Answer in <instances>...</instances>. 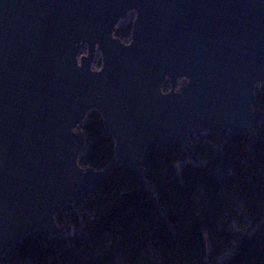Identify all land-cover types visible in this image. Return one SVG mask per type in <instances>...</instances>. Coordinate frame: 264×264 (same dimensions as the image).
Returning a JSON list of instances; mask_svg holds the SVG:
<instances>
[{
    "label": "water",
    "instance_id": "water-1",
    "mask_svg": "<svg viewBox=\"0 0 264 264\" xmlns=\"http://www.w3.org/2000/svg\"><path fill=\"white\" fill-rule=\"evenodd\" d=\"M257 91L264 0H0V264L43 228L58 236L61 212L120 166L143 180L155 149L191 153L218 131L255 144ZM94 111L115 144L101 171L79 165Z\"/></svg>",
    "mask_w": 264,
    "mask_h": 264
},
{
    "label": "trees",
    "instance_id": "trees-1",
    "mask_svg": "<svg viewBox=\"0 0 264 264\" xmlns=\"http://www.w3.org/2000/svg\"><path fill=\"white\" fill-rule=\"evenodd\" d=\"M254 112L255 144L218 131L192 137L191 153L178 144L155 149L143 180L120 166L79 210L59 215L63 232L37 234L16 251L38 264H118L119 257V264H264L260 92ZM81 127L89 143L81 165L101 171L113 164L114 140L100 114Z\"/></svg>",
    "mask_w": 264,
    "mask_h": 264
},
{
    "label": "rangeland",
    "instance_id": "rangeland-1",
    "mask_svg": "<svg viewBox=\"0 0 264 264\" xmlns=\"http://www.w3.org/2000/svg\"><path fill=\"white\" fill-rule=\"evenodd\" d=\"M136 15H137L136 12L132 11V12H130L128 14V16L126 18L120 20V22L117 25L116 31L114 33V37L115 38L120 39L125 44H128L132 40L133 23H134V21L136 19ZM130 28H132V29H130ZM82 54H85V55L87 54V48H85L82 51ZM101 68H102V55H101L100 52H97V55H96L95 61L93 63L92 69L94 71H99ZM184 84H186L185 80H180L179 81V86H182ZM166 88L167 87H165V89ZM257 93H258V91L256 92V97H257ZM81 126L76 129V132H81L82 131L81 130V128H82ZM206 134H208V133H206ZM206 134H204V136ZM196 139H199V138H196ZM88 147H89V143H88V141L86 139V143H85V145H84V147L82 149V152L80 154V157H79V165L82 168H85V167L83 165H81L80 161L84 157ZM56 222H57V219H56ZM57 226H58V223H57ZM46 232L47 231L43 228V229L31 234L28 238H32V237L36 236L37 234H41V235L42 234H46ZM35 262L36 261H34V260L30 259V258H27V259L23 260L20 257V255L18 254V252L16 251V248H12L9 251H7V253L3 257V260L1 262V264H38V263H35ZM120 262H121V259L119 257L118 260H117V263L119 264Z\"/></svg>",
    "mask_w": 264,
    "mask_h": 264
},
{
    "label": "built area",
    "instance_id": "built-area-1",
    "mask_svg": "<svg viewBox=\"0 0 264 264\" xmlns=\"http://www.w3.org/2000/svg\"><path fill=\"white\" fill-rule=\"evenodd\" d=\"M132 41V40H131ZM130 41V42H131ZM129 42V43H130ZM128 43V44H129ZM125 44V43H124ZM166 85H168V87L165 89V86ZM180 87V86H179ZM170 88H171V86H170V84L169 83H166L165 85H164V87H163V92L164 93H167V92H169L170 91ZM259 92V91H258ZM96 187H94L93 189H91L87 194H85L84 196H82V197H80L74 204H72V205H70V206H68L67 208H65L62 212H61V214H65V215H68L69 214V210H71V209H80L82 206H83V204L84 203H86L87 201H88V199L92 196V194H93V192L94 191H96ZM59 217V216H58ZM57 217V218H58ZM56 218V219H57ZM58 228H59V230H60V232L62 231L61 230V227L58 225ZM48 233H50V231L47 229V228H44ZM70 235L71 236H73V230H70ZM51 234V233H50Z\"/></svg>",
    "mask_w": 264,
    "mask_h": 264
}]
</instances>
